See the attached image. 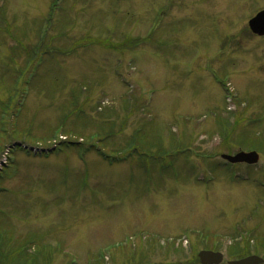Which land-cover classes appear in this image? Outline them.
Returning <instances> with one entry per match:
<instances>
[{
	"label": "rangeland",
	"instance_id": "1",
	"mask_svg": "<svg viewBox=\"0 0 264 264\" xmlns=\"http://www.w3.org/2000/svg\"><path fill=\"white\" fill-rule=\"evenodd\" d=\"M263 8L0 0L6 264L18 261L7 239L33 264H198L205 248L264 258V38L248 30ZM135 145L147 157L102 156ZM251 146L256 166L221 159Z\"/></svg>",
	"mask_w": 264,
	"mask_h": 264
},
{
	"label": "water",
	"instance_id": "2",
	"mask_svg": "<svg viewBox=\"0 0 264 264\" xmlns=\"http://www.w3.org/2000/svg\"><path fill=\"white\" fill-rule=\"evenodd\" d=\"M251 31L259 36L264 35V11L259 13L254 19L249 22ZM223 159L230 163H248L255 164L259 160V156L256 152L252 153H238L235 156H223ZM201 262L203 264H218L222 261L221 254H215L212 252L203 251L199 254ZM262 259L256 256L248 257L240 261L231 262L230 264H260Z\"/></svg>",
	"mask_w": 264,
	"mask_h": 264
},
{
	"label": "trees",
	"instance_id": "3",
	"mask_svg": "<svg viewBox=\"0 0 264 264\" xmlns=\"http://www.w3.org/2000/svg\"><path fill=\"white\" fill-rule=\"evenodd\" d=\"M138 135H139V133H138ZM143 139H144V134L142 133L140 136V142H142ZM96 140H98L99 142L103 140L101 143H102V146H105V142L108 139L104 138V137H102V138L97 137ZM139 148H140V146H139ZM7 245H8V243H7ZM8 247H9V245H8ZM9 249H11L10 255L12 256V259H15L18 256V261L15 264H33L34 261H32V260L30 262H28L27 259L24 260L26 253H25V249H24L23 244L22 245L20 244V246H18V247H16V246L9 247ZM46 250L44 249V251H42V254H44V252ZM0 264H6L5 259H3V258L0 259Z\"/></svg>",
	"mask_w": 264,
	"mask_h": 264
}]
</instances>
